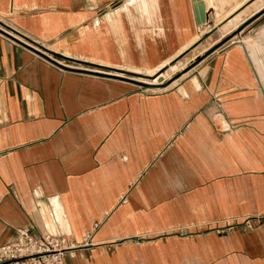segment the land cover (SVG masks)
<instances>
[{"label": "crops", "instance_id": "crops-1", "mask_svg": "<svg viewBox=\"0 0 264 264\" xmlns=\"http://www.w3.org/2000/svg\"><path fill=\"white\" fill-rule=\"evenodd\" d=\"M257 2L201 0L200 22L197 0H0V247L39 227L64 264H264ZM39 46L187 67L153 92Z\"/></svg>", "mask_w": 264, "mask_h": 264}, {"label": "built area", "instance_id": "built-area-1", "mask_svg": "<svg viewBox=\"0 0 264 264\" xmlns=\"http://www.w3.org/2000/svg\"><path fill=\"white\" fill-rule=\"evenodd\" d=\"M246 224L251 227L249 222ZM74 250L65 233L52 234L33 227L17 231L14 242L0 247V264H64L65 257Z\"/></svg>", "mask_w": 264, "mask_h": 264}, {"label": "rangeland", "instance_id": "rangeland-1", "mask_svg": "<svg viewBox=\"0 0 264 264\" xmlns=\"http://www.w3.org/2000/svg\"><path fill=\"white\" fill-rule=\"evenodd\" d=\"M264 5V0H258V2L254 5L255 10H259L262 6ZM264 35V34H263ZM263 42H264V37H263ZM252 45V53L255 55L256 60H254V67L257 69V74L258 77H260V82L261 85L264 88V45L263 47H259V49L256 50V46L254 47L253 43ZM261 48V49H260ZM187 66H182L181 68H174V69H169V71L164 74H160L155 80L153 81H143L140 80L144 83L152 84L154 86L158 87H152V91L157 92L159 89H163L167 86H170L177 78H180L184 74V70ZM176 69V70H175ZM260 72V73H259ZM185 77H182V79ZM195 81V79H194ZM195 83V82H194Z\"/></svg>", "mask_w": 264, "mask_h": 264}, {"label": "water", "instance_id": "water-1", "mask_svg": "<svg viewBox=\"0 0 264 264\" xmlns=\"http://www.w3.org/2000/svg\"><path fill=\"white\" fill-rule=\"evenodd\" d=\"M198 1V10H199V12H200V22L202 21H204L205 20V17H204V5L201 3V0H197ZM199 21V20H198ZM0 26H2V27H4V28H8V27H6V26H4V25H2L1 23H0ZM25 41H27V42H30V44H28V46L30 45V47H34L33 45H34V43L33 42H31L29 39H26V38H23ZM33 44V45H32ZM38 49L40 50V51H38V52H40L43 56H52L54 59H57V60H59V61H64V59L65 60H68V61H71V62H76V63H81V64H84V65H88V66H95V67H99V66H96V65H90V64H88V63H84V62H79V61H75V60H71V59H67V58H65V57H63V56H61V55H59V54H56V53H52V52H49V51H47L46 49H44V48H42V47H38ZM99 68H102V69H104V70H107V71H112V72H115V73H119V74H122V75H125V76H128V77H131L132 79H129V81L130 82H132V83H134L135 85H137V86H139V87H141V88H144V89H146V88H150V87H152V85H150V84H148V83H144V82H142V81H140L139 79H141V80H147V81H153V80H155L160 74H162V73H164L165 71H166V69H168L167 67L166 68H164V69H162L161 71H159L158 73H156L155 75H153V76H147V75H142V74H139V73H132V72H126V71H122V70H116V69H108V68H104V67H99ZM120 78H122V77H120ZM258 80H259V78H258ZM259 86H260V88H261V90H262V94H263V96H264V88H263V86L261 85V83L259 82Z\"/></svg>", "mask_w": 264, "mask_h": 264}, {"label": "bare ground", "instance_id": "bare-ground-1", "mask_svg": "<svg viewBox=\"0 0 264 264\" xmlns=\"http://www.w3.org/2000/svg\"><path fill=\"white\" fill-rule=\"evenodd\" d=\"M253 65H254V61H253ZM139 70V69H138ZM257 70V69H256ZM99 71V70H98ZM103 71V70H102ZM125 71V70H124ZM141 71V70H140ZM158 71L159 70H157V71H148L147 73H141V72H137L136 71V73H141V74H143V75H148V76H153V75H155L156 73H158ZM134 72V71H133ZM143 72H145V71H143ZM260 73V72H259ZM119 75H121V74H119ZM123 76V75H122ZM121 76V77H122ZM259 78V82H260V77H258ZM141 80V79H140ZM143 81H146L147 82V80H143ZM261 83V82H260ZM150 85H152V84H150ZM154 86V85H153Z\"/></svg>", "mask_w": 264, "mask_h": 264}]
</instances>
